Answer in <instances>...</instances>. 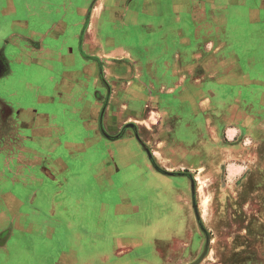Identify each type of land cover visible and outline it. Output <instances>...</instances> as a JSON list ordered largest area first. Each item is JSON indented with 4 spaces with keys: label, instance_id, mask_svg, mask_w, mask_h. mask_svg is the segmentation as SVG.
I'll use <instances>...</instances> for the list:
<instances>
[{
    "label": "rangeland",
    "instance_id": "rangeland-1",
    "mask_svg": "<svg viewBox=\"0 0 264 264\" xmlns=\"http://www.w3.org/2000/svg\"><path fill=\"white\" fill-rule=\"evenodd\" d=\"M194 1L186 0L191 10L184 7L183 0L131 1L124 19H118V23L113 22L114 16L107 19L105 43L112 42L105 45V51H126L134 57H159L166 51L167 60H174L176 49H185L178 35L180 30L193 41L191 50L194 51L199 48L194 38L205 37L211 25L217 23L213 27H219L218 38L225 45L218 47V53L205 46L207 51L202 52L201 58L203 65L195 67L194 63L188 62V71H196L197 75H209L216 69L230 72L232 68L226 62L224 65L222 61H211L212 57L228 59L227 54L232 51V45H226L229 42H241L250 52L249 57L264 54V0H234L235 3L213 0L211 5L206 0H199L194 5ZM243 3L246 6H242ZM146 5L148 15L143 13ZM74 20H80L77 14ZM198 28L203 29L199 31ZM210 35L205 39H210ZM213 35H217L216 32ZM72 48L77 54V45L69 43L68 51ZM75 66L76 72L83 73L77 62ZM259 66L256 71L251 69L255 71L252 73L264 74V62ZM38 70L35 68L32 73L38 76ZM27 72L24 67L17 66L13 78L0 80V93L4 88L9 90L7 98L16 103L11 96L14 88L20 92V79ZM48 76L42 73L35 85L49 82ZM203 85V97L209 99V86ZM188 96L183 97L184 104L173 96H162V105H175L176 110L164 114L159 108L154 109L156 123L152 129L144 130V137L152 140L148 151L154 169L161 174L149 168L147 154L135 141L111 142L88 129L86 121L91 118L86 116L90 114L87 107L86 114L76 111L67 118V140L73 144L72 150L63 145L56 151L68 162L71 175L67 176L66 171L59 175L64 184L67 176L68 183L57 189L58 182L47 181L40 172L30 189H36L40 186L38 181L45 179L48 186L41 198L51 199V193L58 192L59 198L69 202L65 214L73 220L75 230L90 236L85 248L89 253L68 250L69 264H264V116L259 117L263 125L259 129L244 128L246 135L252 134L254 140L245 145L241 142L247 137H241L235 146L230 145L222 132L230 123L227 120L233 112L226 109L213 111L210 104H204L200 113L189 102ZM134 106L138 108L137 104ZM139 111L134 108L135 113ZM150 111H145L143 118L151 117ZM246 113L247 116L250 114L246 117L248 120L258 119L260 115L258 112ZM239 116L244 117L241 112ZM213 119L219 122V127ZM195 122L197 128L193 126ZM195 129H198L194 133L197 139L212 142L197 147L193 136ZM162 140L167 142L162 143ZM216 144L231 158L225 160L222 153L219 155L210 149L216 148ZM25 145L24 154L43 150L35 142ZM79 148L82 150L78 151ZM231 161L247 165L245 173L231 178L241 169L231 164L228 177L226 170ZM82 171L84 173L76 174ZM9 191L25 200V191L19 192L0 178V239L6 241L3 246L0 241V259H4L0 264L40 263L41 255L50 263L54 259V248L71 249L62 217L58 221L64 226L60 225L53 237H50L49 229L48 232L44 230L45 233L38 230L24 234V229L18 228L19 224L10 219L9 207L5 205ZM38 209L43 212L41 222H45V218L49 222L57 220L45 214L49 207ZM37 246L41 250L36 258L31 251Z\"/></svg>",
    "mask_w": 264,
    "mask_h": 264
},
{
    "label": "crops",
    "instance_id": "crops-1",
    "mask_svg": "<svg viewBox=\"0 0 264 264\" xmlns=\"http://www.w3.org/2000/svg\"><path fill=\"white\" fill-rule=\"evenodd\" d=\"M131 1L134 0H0V80L13 78L17 66L24 67L26 72L28 70L20 79V92H16L17 88H14V94H11L16 103L7 98V95L10 96L9 90L4 88L0 93V178L8 186L19 189V192L25 191V200L9 191L4 203L9 207L10 219L19 224L18 228L24 229V234L38 230L45 233L44 230L48 232L49 229L50 237H53L58 233L60 225H63L58 220L64 218L70 238L67 243L72 245L71 249L54 248L52 262L49 263L41 255L40 263L35 264H54L55 260V264H69L70 258L66 255L68 250L89 253L85 248L90 236L78 233L73 220L65 214L69 210V202L63 197L59 198L58 192L51 193V199L41 198V193L43 194L48 186L45 179L58 182L57 189L68 183L67 176L71 175L68 162L56 148L65 145L72 150L73 144L70 145L67 140V118L72 117L74 112L83 111L86 114L87 107L90 114L86 116L91 120L87 119L86 127L111 142L122 144L135 141L147 154L149 168L158 173L148 151L152 140L146 135L144 137V130L149 127L152 129L156 123L153 119L154 109L159 108L164 114L165 111L170 114L172 110H176L175 105H162L164 95L178 98L181 104L185 102L183 97L189 95V102L194 104L195 110L200 113L204 104H210L213 111L226 109L233 112L234 115H230L227 120L230 123L226 124L222 132L230 145L239 142L241 137H247L241 142L247 145V142L254 140V136H247L244 128L248 126L259 129L263 126L259 117L264 116V74L252 72H255L257 67L260 68L259 64L264 62V54L249 57L250 52L244 49L241 42H229L226 45H232V51L227 54L228 59L219 60L212 57L211 61H222L224 65L226 62L232 68L230 72H219L216 69L210 71L209 75H197L196 71L186 69L188 62L194 63L195 67L203 65L201 58L202 52L207 51L205 46H210L218 53V47L225 45L219 41V27H213V24H217L213 21L210 32L206 33V36L211 34L210 39H205L204 35L196 36L194 39L199 48L194 51L191 50L194 48L193 41L180 30L178 35L181 36V44L185 49L177 48L174 60H167L164 56L166 51L159 57H134L126 51L119 53L117 50L106 52L105 45L112 42L108 40L105 43L104 36L109 24L107 19L114 16V23H118V19H124ZM197 2L199 0H195L193 4L196 5ZM205 2L211 5L213 0ZM232 2L235 3L234 0ZM183 3L184 7L191 8L186 0H183ZM147 5L143 13L148 15ZM242 6L246 5L243 3ZM75 14L80 20H74ZM198 29L200 31L203 28ZM213 30L217 35H213ZM69 43L77 45V54L74 48L68 51ZM218 56L219 54L216 55ZM76 62L83 69V73L76 72ZM35 68L39 69L38 76L32 73ZM42 73H47L50 80L36 86L35 83ZM203 83L209 86V99L203 97ZM157 104L159 107L156 108ZM134 108L140 111L135 113ZM145 111L152 113L150 119L143 118ZM248 111L258 112V119L256 117L248 120ZM240 112L244 117L239 116ZM213 122L217 127L220 126L218 121L213 119ZM193 126L197 128L196 122ZM197 130H193L197 147L212 142L197 139L194 134ZM114 135L118 138L111 140L109 137L116 138ZM26 142L38 143L43 150L24 154ZM165 142L167 141L162 143ZM215 147L210 149L219 155L222 153L225 160L231 158L218 144ZM202 151L201 148L200 152ZM71 157L74 158L73 155ZM231 164L241 168L231 178L245 173L247 165L232 162L227 166L228 177ZM64 171L67 172L65 184L59 179L60 173ZM40 172L45 179L38 181L39 187L30 189L32 182L38 180ZM82 173L84 172L76 174ZM11 189L13 188H9ZM42 205L44 208H50L45 214L57 219L56 221L49 222L45 218V222H41L44 220L43 212L38 208H43ZM76 240L78 247L75 246ZM5 243L6 241L2 240L1 246ZM35 248L33 247L31 252L37 258L41 248ZM27 253L31 254L28 250ZM3 261L4 259H0V263ZM5 262H8V259Z\"/></svg>",
    "mask_w": 264,
    "mask_h": 264
},
{
    "label": "flooded vegetation",
    "instance_id": "flooded-vegetation-1",
    "mask_svg": "<svg viewBox=\"0 0 264 264\" xmlns=\"http://www.w3.org/2000/svg\"><path fill=\"white\" fill-rule=\"evenodd\" d=\"M1 66V65H0ZM1 69V68H0ZM116 138H111V140H113V139H117L118 138V136H115Z\"/></svg>",
    "mask_w": 264,
    "mask_h": 264
},
{
    "label": "water",
    "instance_id": "water-1",
    "mask_svg": "<svg viewBox=\"0 0 264 264\" xmlns=\"http://www.w3.org/2000/svg\"><path fill=\"white\" fill-rule=\"evenodd\" d=\"M3 239L1 238L0 241H2Z\"/></svg>",
    "mask_w": 264,
    "mask_h": 264
}]
</instances>
